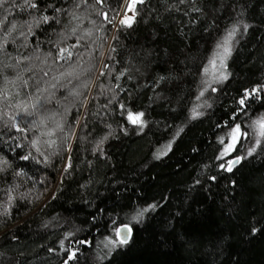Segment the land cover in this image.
<instances>
[{"label":"trees","instance_id":"16d2710c","mask_svg":"<svg viewBox=\"0 0 264 264\" xmlns=\"http://www.w3.org/2000/svg\"><path fill=\"white\" fill-rule=\"evenodd\" d=\"M123 3H0V264H264V0Z\"/></svg>","mask_w":264,"mask_h":264},{"label":"rangeland","instance_id":"374dc122","mask_svg":"<svg viewBox=\"0 0 264 264\" xmlns=\"http://www.w3.org/2000/svg\"><path fill=\"white\" fill-rule=\"evenodd\" d=\"M129 4H133V0H124L122 9L120 11V14L118 15L117 23L121 24L120 21L122 19H125V18H131V21L133 20L134 8H135L136 3L133 4V8L131 11L128 10ZM224 40H225V38H224ZM224 40L219 45L218 49L214 52V54L212 55L207 67L204 69L203 77H202V83H201V86L199 87V92L197 94V99H196L197 102H199L200 99H203V97L208 92L214 91L216 89V87L225 80V78H224V77H226L225 66H226V60L228 58L229 53L227 55H225V53H224ZM229 47H230V42L228 44V48ZM229 52H230V48H229ZM231 132H232V130H231ZM231 132L226 137V141H225L226 143L224 145V148L227 144L233 143L232 137H231ZM240 132H241V130H240ZM247 136H248V133H247L246 137ZM250 137H253V139L255 138L254 139L255 143L259 140L261 135L259 134L258 125H257V129H256L255 133L251 134ZM244 139H245V135H244V133L241 132L239 139L235 142V147L239 144L240 140H244ZM234 149L230 153H232L234 151ZM223 151H224V149H223ZM223 151H222V153H223ZM228 155H226V156H228Z\"/></svg>","mask_w":264,"mask_h":264},{"label":"snow or ice","instance_id":"6c2138e0","mask_svg":"<svg viewBox=\"0 0 264 264\" xmlns=\"http://www.w3.org/2000/svg\"><path fill=\"white\" fill-rule=\"evenodd\" d=\"M143 3V0H133V4L134 3ZM0 3H3V0H0ZM133 4H129L128 5V10L129 11H131L132 10V8H133ZM33 7H35V5H33ZM131 18H125V19H122L121 21H120V23L122 24V25H125V26H131ZM235 31H236V29L235 28H233V30L232 31H230L229 33H228V35H227V37L225 38V40H224V53H225V55H227L228 53H229V48H228V44H229V41H230V39L232 38V36L234 35V33H235ZM225 79H226V77H224ZM247 96H248V94L246 93L245 94V97L244 98H242L240 101H239V103L241 104V105H244V103H245V100L247 99ZM142 114H137V115H133V114H131V113H129V116H128V119L132 122V123H134V124H136V123H139L140 122V116H141ZM256 124L258 125V127H259V134L261 135V136H264V118H261L260 120H258V121H256ZM241 135V132H240V126L239 125H237L235 128H233L232 129V132H231V137H232V141H233V143H231V144H227L226 146H225V148H224V151H223V153L221 154V156L219 157V159H223V157L224 156H226V155H228L234 148H235V142L239 139V136ZM222 144L224 143V140H223V138H221V141H220ZM255 149H253V151H254ZM249 154H251V153H249ZM28 157H24V159H27ZM239 160H240V158L239 157H237L234 161L233 160H229L228 161V167H227V170L228 171H231L232 170V166L234 165V164H237V163H239ZM221 167L223 168V167H225V165H221ZM130 231V230H129ZM117 232H118V234H119V230H117ZM126 242V238L125 239H123V240H121V243H125ZM69 259H71V257H69Z\"/></svg>","mask_w":264,"mask_h":264},{"label":"water","instance_id":"95a60500","mask_svg":"<svg viewBox=\"0 0 264 264\" xmlns=\"http://www.w3.org/2000/svg\"><path fill=\"white\" fill-rule=\"evenodd\" d=\"M131 235V231H129V228L127 227H121L119 229L118 239L121 241L126 238V242L129 240Z\"/></svg>","mask_w":264,"mask_h":264}]
</instances>
